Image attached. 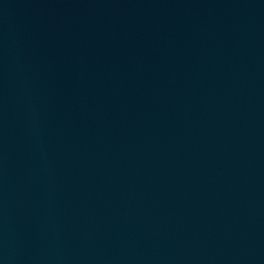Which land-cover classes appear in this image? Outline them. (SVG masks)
Wrapping results in <instances>:
<instances>
[{
    "label": "water",
    "instance_id": "95a60500",
    "mask_svg": "<svg viewBox=\"0 0 264 264\" xmlns=\"http://www.w3.org/2000/svg\"><path fill=\"white\" fill-rule=\"evenodd\" d=\"M0 264H264V87L0 29Z\"/></svg>",
    "mask_w": 264,
    "mask_h": 264
}]
</instances>
